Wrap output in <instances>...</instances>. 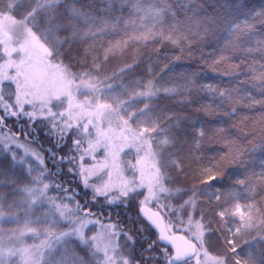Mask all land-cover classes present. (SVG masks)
<instances>
[{"label": "snow or ice", "instance_id": "1", "mask_svg": "<svg viewBox=\"0 0 264 264\" xmlns=\"http://www.w3.org/2000/svg\"><path fill=\"white\" fill-rule=\"evenodd\" d=\"M102 2L107 8L101 11H111L115 2L129 5L132 18L98 17L77 7V0H26L27 7L8 0L0 5V146L9 151L13 144L22 147L25 156L34 157L40 166L35 176L31 173L37 170L30 166L29 182L15 189L21 196L8 206L18 208L19 213L6 214L0 210V223L5 220L19 223L20 213L24 221L23 229L5 231L0 227V264H147V261L156 264H257L251 251L241 256L238 248L240 238L252 231H257L258 235L244 241L245 244L257 240L264 242V197L258 206L249 195L256 193L257 185L264 190V161H261L258 174L249 175L245 169L241 174L243 178L235 179L227 189L217 187L213 190L212 183L223 178V173L218 172L222 162L237 163L243 152L238 151L235 139L228 138L227 129H213L203 124L194 126L190 149L193 155L200 153L202 156L205 145L213 139L222 143L223 154L219 160L212 157L214 162L210 161L199 170L198 178H203L198 184L190 188L178 186V177L173 173L183 172L184 165L171 151L175 147V135L168 127L161 126L159 117L154 115L156 105L153 102L161 95H182L191 87H197L199 91L218 94L220 98L215 108L209 104L197 111L231 116L237 108L231 106L224 111L225 104L250 109L257 104L264 106V98L257 100L251 93L240 95L237 88L220 89L210 83L197 86L191 77L184 83H161L168 65L155 78L127 84L120 77L131 71L133 64H126L111 75H102V66L111 57L123 55L130 44L146 46L157 40L178 44L182 30L191 33L196 29L191 34L201 39L212 36L221 53L260 52L262 60L264 41H258V48H245L255 26L248 20L238 22L231 15L208 13L198 0H150L147 6L145 0ZM223 7L231 12L228 4ZM242 7L236 6L237 9ZM20 8L23 12L17 18L13 12ZM252 18L264 24V11L254 13ZM166 19L171 23L165 28ZM121 21L125 28L131 26L136 31L126 33V40L110 42L102 57L91 56V67H85V61L76 57L65 62V51L70 50L73 43L106 32L117 34ZM61 33L67 34L62 36ZM182 38L187 40V36ZM65 45L69 49H65ZM89 55L86 50L85 57ZM230 59V56L221 55L213 65L226 64ZM257 64L253 61L248 65V74L253 86L264 93V64H259L262 70L258 74ZM239 68V64L229 65L223 75H236ZM212 70L215 71V67ZM6 84L9 86L7 92ZM141 103L143 107H137ZM133 108L136 110L132 111ZM9 120L26 121L29 127L43 122L47 129L45 135L55 136L65 143L71 140L70 155L57 158L53 152L51 159L54 167L56 163L69 165L68 175L78 176L81 187L91 189L89 203L95 204L103 198L109 207L117 201L126 207L142 197L137 201L139 214L157 230L156 239L145 248L152 254L141 255V259L136 260L129 249L135 244L131 233L122 229L116 231L117 224L90 219L95 213L75 199L79 193L71 188L74 181L57 182L54 179L57 174L44 166L39 152L19 144L18 136L10 130L5 132ZM63 146L57 144L55 147ZM254 147L264 148V143ZM129 154H133L132 160L125 159ZM12 159L16 160L15 153ZM92 180L98 183H90ZM50 191L57 195H48ZM201 197H207L209 204L215 202L221 208L216 213L217 229H213L211 220L206 218ZM2 200L0 198V209L3 208ZM34 207L45 208L44 214L33 216ZM61 225L66 227L57 231ZM89 225H98L100 230L89 235ZM216 232L230 234L219 242V247L210 239ZM29 235L39 243L26 244L25 237ZM120 236L124 237L123 244L117 239ZM158 244L164 246L157 248ZM259 264H264V252Z\"/></svg>", "mask_w": 264, "mask_h": 264}, {"label": "trees", "instance_id": "2", "mask_svg": "<svg viewBox=\"0 0 264 264\" xmlns=\"http://www.w3.org/2000/svg\"><path fill=\"white\" fill-rule=\"evenodd\" d=\"M6 2H8V0H0V5ZM15 2L24 4L25 7H27L26 0H15ZM149 2L150 0H145V6H147ZM198 3L202 5L204 10L208 13L219 12L223 16L231 15L235 17L238 22L248 20L249 23L253 24L255 27L251 36L248 38V43L244 45L245 48H258L260 46L258 41H264V24H261L259 19L252 18L254 13L264 11V0H198ZM225 3L231 6V12L225 11L223 7ZM237 5H243V7L237 9ZM77 7L91 12L98 17L101 15L109 18L122 16L124 20L132 18L129 14L130 6L122 5L119 2L112 4L111 11H101L107 8V4L102 2V0H77ZM22 12L23 8H20L15 10L13 15L19 18ZM169 23H171V21L166 19L164 27L166 28ZM80 27L83 28L84 25L81 24ZM118 27L119 32L117 34L106 32L95 38L87 37L82 41H76L71 45L70 50L65 51L63 59L67 63L72 57H76L78 60L85 61V67H91V56L102 57L104 49L108 47L110 42L114 44L116 41L126 40V33L132 34L136 31L131 26L125 28L123 21L119 23ZM195 32L196 29L191 30V33ZM191 33L182 30L178 44H172L169 41L161 40L150 42L146 46L130 44L123 55L118 54L111 57L107 63L103 64L102 75H111L112 72L124 67V65L133 64L134 67L132 70L120 77V79L127 84L129 81L138 79L148 80L155 78L161 73V69L164 68L165 65H168L169 68L165 69L161 83H184L187 78L191 77L197 86L210 83L220 89L237 88L239 89L240 95L251 93L257 100L264 98V93H262L258 87L253 86L248 74V65L252 64L253 61L258 62L256 73L258 74L262 70L259 64H264V60L261 59L262 54L260 52L246 53L237 51L234 54L231 51H227L221 53L215 38L212 36H205L201 39L200 36ZM66 34L67 33H61L62 36ZM183 36H187V40L183 39ZM190 43L191 48H189ZM64 48L69 49V46L65 45ZM137 49L139 50V54H137ZM86 50L90 54L88 57H85ZM221 55L230 56L231 59L226 64L221 63L213 65V61L217 60ZM176 57H180V59L177 60ZM97 62L99 63L100 61ZM232 64L240 65V68L236 70L237 74L231 76L223 75L225 68ZM79 67L80 65L77 64L76 68ZM213 67H215V71L212 70ZM149 68H151V72H149ZM243 81L248 82L244 83ZM117 91L119 92L120 90ZM185 97L188 99L185 100ZM153 103L156 105L154 115L159 117L161 126L168 127L175 135V147L171 149V151L175 153L176 157L179 158L184 165L183 172L173 173L174 176L178 177V186L190 188L192 185L198 184L199 179L203 178L202 176L198 178L199 170L204 165L209 164L212 157H216V159L219 160V157L223 154L222 143H216L214 139L210 140L205 145L202 156H200V153H196L195 155L191 153L193 127H199L201 124L213 129L218 127L227 129L228 138L235 139L239 145L238 151L243 152V156L237 163H230L228 160L222 162L221 166L218 168V172L223 173V178L217 179L212 183L213 190L217 187L227 189L233 184L235 179L243 178L241 174L244 173L245 169L248 170L249 175L252 173L258 174L261 171V161H264V148L254 147V145L264 143V139H262V137H264V119H262L264 118V106L257 104L249 109L238 104H225L223 108L224 111H228L231 106H235L237 108L236 113H233L231 116L220 114L207 115L204 111H197V109H201L209 104L215 108V106L220 103V98L218 94L213 95L208 92L199 91L197 87H191L189 92H185L182 95H161ZM137 107H143V103L137 105ZM135 110V108L132 109V111ZM168 117L172 119L169 120ZM245 117H247V119H245ZM9 130L13 135H17L18 139L33 145L37 149L44 158L45 167L49 171L57 174L54 177L57 182H64L67 184L69 180L74 181L71 184V188L78 190L79 194L76 195V200L80 201L86 208L91 209L95 213V216L104 221H114L119 226V229H123L126 233H131L135 238V244L130 245L129 249L136 260H138L141 255L148 256L152 254L145 251V248L147 244L156 239V236L154 235L155 231L153 227L139 214V205L137 201L142 199V197H137L135 200L129 202L126 207L120 202H116L109 207L103 198H99V201L95 204L89 203L91 189H83L78 176L71 177L68 175L69 165L56 163L55 167L53 166L51 154L54 152L57 158L61 155H70L69 149L71 148V140H67L65 143V141H60L55 136L49 137L45 135L47 129L43 122H37L35 127H29L26 121L9 120L5 126V132ZM27 133H31V135H26ZM211 135L212 134L209 133V136ZM249 141H251V143H249ZM57 144H62L64 146L57 148L55 147ZM13 153L16 154L15 161L12 159ZM22 155L23 149L21 147L11 145L9 151L7 149L4 150L2 146H0V198H3V208L0 210L6 214L19 213L18 208H9L8 205L13 200H19L21 196L15 189L29 182L27 175L29 169L28 163L25 160H23L22 163L20 162L21 158H23ZM196 156H200V158L197 159ZM242 164L243 166H241ZM31 175L35 176L34 171ZM13 181L15 183H13ZM50 192L57 194L55 191ZM249 195L253 197V202H257L258 206H261L259 202L261 198L264 197V190H262L259 185L256 186V193L254 195L250 193ZM179 202L180 201H176V203ZM201 202L207 213L206 218L211 220V227L217 229L219 225L217 223L218 217L216 213L220 211L221 208L215 202L209 204L207 202V197H201ZM44 212L45 208L34 207L32 215L42 216ZM108 214H111L110 219L104 217ZM20 215L21 219L19 223L15 220H5L3 223H0V227L5 231L23 227L24 221L22 213H20ZM122 224H126V226L123 228ZM30 226L33 227L37 225ZM64 227H66V225H61L56 230ZM146 235L150 236L149 241ZM229 235L230 234L226 232H216L210 239L219 247V242ZM257 235V231H252L243 235L239 240L240 248H238V252H240L241 256H245L246 253L251 251L253 256L257 259V264H259L262 252H264V242L257 240L252 244L244 243V241H249L252 237ZM27 239L34 240L30 235L27 236ZM119 242L121 244L124 243L123 236L119 237ZM163 246V244H158L157 248ZM155 251L156 249L153 250V252ZM147 264H156V262L147 261Z\"/></svg>", "mask_w": 264, "mask_h": 264}, {"label": "rangeland", "instance_id": "3", "mask_svg": "<svg viewBox=\"0 0 264 264\" xmlns=\"http://www.w3.org/2000/svg\"><path fill=\"white\" fill-rule=\"evenodd\" d=\"M9 90V86L6 84L5 85V91L7 92ZM7 131V130H6ZM7 133V132H6ZM18 143L19 144H23V145H25L26 147H29V148H31V149H34V150H36L37 151V149L33 146V145H31V144H28L27 142H24L23 140H21V139H18ZM13 145H15V144H13ZM3 148V147H2ZM22 148V147H21ZM4 149V148H3ZM23 149V155H22V157L24 158L23 160H25L27 163H28V167H30L31 166V168H33V169H36L37 171H34V173H35V175H37V173H38V171H39V168H40V166H39V163L35 160V158L34 157H30V156H28V157H26L25 156V152H24V148H22ZM4 150H6V149H4ZM38 152V151H37ZM41 155V154H40ZM42 157V156H41ZM132 158H133V154H129L127 157H125V159H127V160H132ZM88 161H86V163H87ZM134 162V161H133ZM44 166H45V164H44ZM45 182L47 183L48 181H46L45 180ZM90 183H98L97 181H95V180H92V181H90ZM70 194V193H69ZM48 195H50V196H55V195H57V194H54V193H51V192H49L48 193ZM99 201V200H98ZM100 202H101V200H100ZM117 202H119V201H117ZM90 219H93V220H95V219H100L101 220V222L102 223H105V224H108V223H112V224H116L114 221L112 222V221H104V220H102L101 218H99V217H97V216H92V217H90ZM32 227V226H31ZM33 227H39L38 225L37 226H33ZM89 227L91 228V232H89L88 234L89 235H91V234H94L95 232H97V231H99L100 229H99V226L97 225V226H92V225H89ZM24 228V226L23 227H21L20 229H23ZM65 228V227H64ZM64 228H62V229H59V230H57V231H60V230H63ZM124 228V227H123ZM120 229L119 228H117L116 229V231H119ZM123 230V229H122ZM124 231V230H123ZM118 240H119V237L117 238ZM121 242V241H120ZM25 243L26 244H28V245H31V244H34V243H39V240L38 239H34V240H28L27 239V236L25 237Z\"/></svg>", "mask_w": 264, "mask_h": 264}, {"label": "flooded vegetation", "instance_id": "4", "mask_svg": "<svg viewBox=\"0 0 264 264\" xmlns=\"http://www.w3.org/2000/svg\"><path fill=\"white\" fill-rule=\"evenodd\" d=\"M104 217L110 219L111 218V214H108L107 216H104ZM116 218H118V217H116ZM122 226L124 227V226H126V224H122ZM153 230L155 231L154 235L156 236L157 235V230L154 227H153ZM146 238H148V241H149L150 236L146 235ZM140 259H141V257L138 258V260H140Z\"/></svg>", "mask_w": 264, "mask_h": 264}]
</instances>
